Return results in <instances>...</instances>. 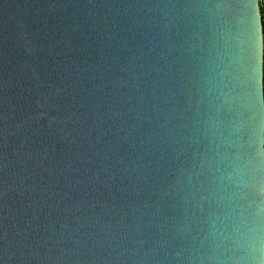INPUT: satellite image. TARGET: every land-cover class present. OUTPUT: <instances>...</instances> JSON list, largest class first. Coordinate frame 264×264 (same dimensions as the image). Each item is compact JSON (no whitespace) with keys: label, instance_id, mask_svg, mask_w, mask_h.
<instances>
[{"label":"water","instance_id":"1","mask_svg":"<svg viewBox=\"0 0 264 264\" xmlns=\"http://www.w3.org/2000/svg\"><path fill=\"white\" fill-rule=\"evenodd\" d=\"M261 12L0 0V264H264Z\"/></svg>","mask_w":264,"mask_h":264},{"label":"flooded vegetation","instance_id":"2","mask_svg":"<svg viewBox=\"0 0 264 264\" xmlns=\"http://www.w3.org/2000/svg\"><path fill=\"white\" fill-rule=\"evenodd\" d=\"M260 8L262 9V7ZM261 22H262V32H264V12H261ZM263 83H264V55H263Z\"/></svg>","mask_w":264,"mask_h":264},{"label":"trees","instance_id":"3","mask_svg":"<svg viewBox=\"0 0 264 264\" xmlns=\"http://www.w3.org/2000/svg\"><path fill=\"white\" fill-rule=\"evenodd\" d=\"M263 39H264V32H263Z\"/></svg>","mask_w":264,"mask_h":264}]
</instances>
